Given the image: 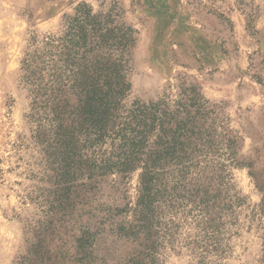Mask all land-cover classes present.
<instances>
[{
    "label": "trees",
    "instance_id": "16d2710c",
    "mask_svg": "<svg viewBox=\"0 0 264 264\" xmlns=\"http://www.w3.org/2000/svg\"><path fill=\"white\" fill-rule=\"evenodd\" d=\"M110 15L77 4L57 31L33 35L21 60L32 138L51 187L15 264H159L163 241L172 244L182 225L193 231L180 246L207 264L225 252L226 225L242 202L222 191L228 183L213 163L223 148L241 164L236 138H217V105L196 83L180 79L174 97L128 101L136 30ZM134 173L133 203L89 207L102 182L119 185ZM106 234L122 243L120 253L100 250Z\"/></svg>",
    "mask_w": 264,
    "mask_h": 264
},
{
    "label": "rangeland",
    "instance_id": "374dc122",
    "mask_svg": "<svg viewBox=\"0 0 264 264\" xmlns=\"http://www.w3.org/2000/svg\"><path fill=\"white\" fill-rule=\"evenodd\" d=\"M81 2L136 30L128 63V101L174 97L176 84L184 79L198 84L202 95L217 105L216 123L224 130L219 127L215 135L220 139L232 133L241 164L234 165L223 148L213 163L221 166L216 174L228 183L227 188L220 186L222 191L237 194L242 202L233 207V223L226 225L225 252L205 260L262 264L264 0H0V264H15L25 252L29 229L44 209L42 192L51 187L32 138L21 60L33 35L57 31L63 16ZM245 13L251 14L250 23ZM110 179L93 189L89 207L133 203L137 173L115 186ZM192 231L182 225L172 244L163 241L159 264H196L189 248L180 246ZM111 238L105 235L100 250L112 246L120 253L122 243H111Z\"/></svg>",
    "mask_w": 264,
    "mask_h": 264
}]
</instances>
